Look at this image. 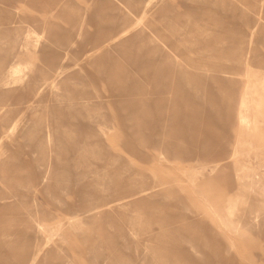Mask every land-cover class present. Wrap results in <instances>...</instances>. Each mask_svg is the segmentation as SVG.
Returning <instances> with one entry per match:
<instances>
[{"label": "rangeland", "instance_id": "374dc122", "mask_svg": "<svg viewBox=\"0 0 264 264\" xmlns=\"http://www.w3.org/2000/svg\"><path fill=\"white\" fill-rule=\"evenodd\" d=\"M112 263L264 264V0H0V264Z\"/></svg>", "mask_w": 264, "mask_h": 264}, {"label": "bare ground", "instance_id": "6f19581e", "mask_svg": "<svg viewBox=\"0 0 264 264\" xmlns=\"http://www.w3.org/2000/svg\"><path fill=\"white\" fill-rule=\"evenodd\" d=\"M65 2V1H64ZM68 2V1H67ZM66 4V3H65ZM102 4V3H101ZM69 5V4H68ZM64 7V6H63ZM67 7V6H66ZM68 9V8H67ZM75 9V8H74ZM36 23V22H35ZM37 24H38V22H37ZM111 24V23H110ZM38 25H40V24H38ZM106 25H107V23H106ZM54 30V29H53ZM57 35V34H56ZM53 36V35H52ZM54 39V38H53ZM49 40V39H48ZM107 41L106 42H104V43H102L101 44V46H104V45H106V44H108L109 42H111V40L109 39H106ZM14 41V40H13ZM51 41V40H50ZM55 41H57V40H55ZM15 42V41H14ZM62 42V41H61ZM55 43H57V42H55ZM54 43V44H55ZM95 52H97V50L95 51ZM115 56V55H114ZM110 65V64H109ZM111 66V65H110ZM110 68V67H109ZM12 78V77H11ZM111 88H112V86H111ZM164 88V87H163ZM168 92V91H167ZM172 92V91H171ZM169 93V92H168ZM65 95V94H64ZM85 96V95H84ZM68 98V97H67ZM85 100V99H84ZM91 100V99H90ZM66 101V100H65ZM3 108V107H2ZM241 111V110H240ZM240 113V112H239ZM242 113V112H241ZM42 115V114H41ZM57 130V129H56ZM56 134V133H55ZM49 170V169H48ZM47 177V176H46ZM16 241V240H15ZM10 243V242H9ZM12 244V243H11ZM7 246H9V245H7ZM8 248V247H7ZM11 248V247H10ZM8 250H9V248H8ZM148 253V252H147ZM143 259V258H142ZM152 259V258H151ZM93 262V261H92ZM107 262V261H106ZM153 262V261H152ZM96 263V262H95ZM115 263H118V262H115ZM149 263V262H148ZM155 263V262H154ZM153 263V264H154ZM113 264V263H112Z\"/></svg>", "mask_w": 264, "mask_h": 264}]
</instances>
